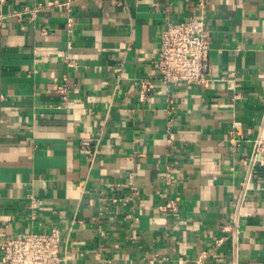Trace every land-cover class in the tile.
Segmentation results:
<instances>
[{"label": "crops", "instance_id": "1", "mask_svg": "<svg viewBox=\"0 0 264 264\" xmlns=\"http://www.w3.org/2000/svg\"><path fill=\"white\" fill-rule=\"evenodd\" d=\"M53 1L0 0V257L57 227L61 264H264V0ZM201 16L210 80L165 84L163 29Z\"/></svg>", "mask_w": 264, "mask_h": 264}, {"label": "built area", "instance_id": "2", "mask_svg": "<svg viewBox=\"0 0 264 264\" xmlns=\"http://www.w3.org/2000/svg\"><path fill=\"white\" fill-rule=\"evenodd\" d=\"M72 2L73 0H55L49 4L62 5L70 12ZM68 20V27H71L73 20L71 17ZM42 33L47 34L48 30L44 28ZM157 69L161 81L167 85L179 82L201 85L210 80V37L204 16L171 21L166 25L162 31ZM146 88L147 82L143 81L140 90L142 99L145 97ZM59 89L62 92L67 91L65 82L59 86ZM90 146V140H82L83 149H88ZM252 164L264 169V130L256 138ZM166 175L168 176V173ZM137 196H139L138 189L131 186L127 196L120 198L113 193L111 200L127 203L134 201ZM162 197L166 202L161 209L176 208L175 202L168 198L166 192L162 193ZM134 217L138 219L136 215ZM225 238H219L217 243L221 244ZM60 243L61 233L57 227L46 232L21 234L1 244L4 253L0 257V262L3 264H61ZM201 257L203 256H199L200 260H202ZM154 262V259H150V263Z\"/></svg>", "mask_w": 264, "mask_h": 264}]
</instances>
